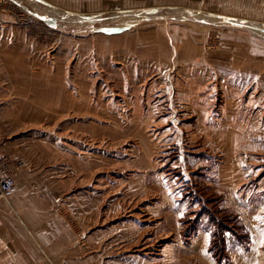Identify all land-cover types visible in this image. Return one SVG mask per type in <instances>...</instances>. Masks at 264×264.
<instances>
[{"label":"crops","instance_id":"0c3cea01","mask_svg":"<svg viewBox=\"0 0 264 264\" xmlns=\"http://www.w3.org/2000/svg\"><path fill=\"white\" fill-rule=\"evenodd\" d=\"M144 1L140 8L204 9L264 24V0ZM0 41L2 149L22 161L15 193L0 200V264H264V99L243 92L246 81L202 80L201 71L186 81L163 59L143 57L127 75L119 70L107 105L90 102L89 92L74 104L71 84L48 69L33 73L24 34L3 27ZM76 108L80 128H56ZM211 196L249 234L243 243L227 233L220 261L209 218L200 216ZM77 228L92 252L82 251Z\"/></svg>","mask_w":264,"mask_h":264},{"label":"rangeland","instance_id":"374dc122","mask_svg":"<svg viewBox=\"0 0 264 264\" xmlns=\"http://www.w3.org/2000/svg\"><path fill=\"white\" fill-rule=\"evenodd\" d=\"M18 1L38 19L18 16L16 7L9 1L6 6H0V12L12 18V25L4 26L6 22L0 15V28H12L30 40L20 42V45L31 43L27 48L32 49L33 53V59L29 62L33 73L48 69L55 81L71 84L74 104H80L81 93L89 92V99L93 100L90 102L96 103L100 100L107 105L114 97V92L118 91V86L114 85L118 82L119 70L125 71L122 75H127L129 67L135 64L136 59L143 57L149 59L151 64L158 65L162 59L165 60L167 63H162L168 65L169 73L175 78L184 77L186 81L192 80V77L197 79L199 71L205 73L202 80H228L234 84L246 81L248 89L243 92L247 91L248 96L254 94L252 98L255 100L264 99L262 22L239 21L204 9L140 8L147 5L148 2L144 0ZM152 3H155L154 0ZM51 9L60 13L54 17ZM50 17L58 20L55 27L45 21ZM233 27H238L239 30L234 31ZM226 34L229 35L228 39ZM162 49L168 50V57ZM241 49L248 53L247 56L241 54ZM229 63L235 65L231 66ZM216 65L215 73L213 69L209 71ZM241 65L248 71H234L229 74L228 70H225L230 67L239 69ZM223 67L225 69L220 70ZM17 70L23 77V72L26 71L23 70V65H19ZM256 83H261L263 87L257 89ZM233 93L239 96L241 90L234 88ZM118 97L116 96V99ZM255 106L256 104L252 107ZM82 117L84 116L76 108L66 120L57 121L56 128L79 129ZM107 122L112 125V122ZM181 123L179 122L180 125ZM186 123L193 124L192 121L184 122ZM185 138L191 144L192 137H184L183 140ZM15 160L18 161V169L22 161L18 158ZM201 195L205 196L204 193ZM212 228L214 232V225ZM77 230V239L82 251L92 252L88 236L80 228ZM224 241L225 245L223 244L221 249H218L214 242L211 246V251L219 261L226 259L228 254L226 236ZM159 244L152 249L155 253L160 249ZM154 261L161 264L162 260L158 258Z\"/></svg>","mask_w":264,"mask_h":264},{"label":"trees","instance_id":"16d2710c","mask_svg":"<svg viewBox=\"0 0 264 264\" xmlns=\"http://www.w3.org/2000/svg\"><path fill=\"white\" fill-rule=\"evenodd\" d=\"M220 197L211 196L207 204L203 206L200 214L209 217V221L214 225L213 242L218 249L225 245L227 233L234 234L241 242L249 241V234L240 223L239 216L230 209L223 207Z\"/></svg>","mask_w":264,"mask_h":264},{"label":"built area","instance_id":"2783aa9c","mask_svg":"<svg viewBox=\"0 0 264 264\" xmlns=\"http://www.w3.org/2000/svg\"><path fill=\"white\" fill-rule=\"evenodd\" d=\"M9 1L16 7L18 16H31L38 19L32 11L28 10L18 0H0V6H6ZM10 8H13V6H10ZM3 141V136L0 133V200H7L16 191L15 172L18 167V161L3 153Z\"/></svg>","mask_w":264,"mask_h":264},{"label":"water","instance_id":"95a60500","mask_svg":"<svg viewBox=\"0 0 264 264\" xmlns=\"http://www.w3.org/2000/svg\"><path fill=\"white\" fill-rule=\"evenodd\" d=\"M45 21L50 25V26H56L58 24V20L56 18H46Z\"/></svg>","mask_w":264,"mask_h":264},{"label":"bare ground","instance_id":"6f19581e","mask_svg":"<svg viewBox=\"0 0 264 264\" xmlns=\"http://www.w3.org/2000/svg\"><path fill=\"white\" fill-rule=\"evenodd\" d=\"M51 12L54 13V14L52 15ZM51 12H50V15L56 17V14H57L59 11H57V10H55V9H51ZM59 13H60V12H59ZM36 20H37V19H36ZM127 20H128V19H127ZM42 24H43V23H42Z\"/></svg>","mask_w":264,"mask_h":264}]
</instances>
